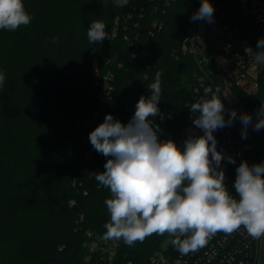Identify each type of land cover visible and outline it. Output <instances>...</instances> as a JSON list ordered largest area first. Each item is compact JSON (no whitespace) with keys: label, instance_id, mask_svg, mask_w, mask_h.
<instances>
[{"label":"trees","instance_id":"trees-1","mask_svg":"<svg viewBox=\"0 0 264 264\" xmlns=\"http://www.w3.org/2000/svg\"><path fill=\"white\" fill-rule=\"evenodd\" d=\"M23 3L33 17L30 24L0 29V72L6 77L0 86V264H89L87 232H106L110 216L104 201L111 196L95 180L108 158L94 150L89 133L107 114L127 124L160 72V114L150 119L159 125L161 141L184 142L199 71L193 56L178 53L191 0H129L123 7L114 0ZM211 3L214 16L238 28L255 49L264 30L237 0ZM94 20L105 23L110 40L88 42L87 28ZM109 71L114 76L106 95L103 83ZM260 81L258 94L247 99L253 110L264 104V73ZM14 98L27 99L29 109L13 133ZM232 125L242 132L238 117ZM220 130L214 132L217 150L227 157L228 149L217 137ZM253 132L255 155L264 158V129ZM26 134L31 148L22 145ZM54 140L49 153H39ZM42 153L46 161L40 162ZM172 239L168 233L153 234L131 246L119 239L113 264H149Z\"/></svg>","mask_w":264,"mask_h":264},{"label":"clouds","instance_id":"clouds-1","mask_svg":"<svg viewBox=\"0 0 264 264\" xmlns=\"http://www.w3.org/2000/svg\"><path fill=\"white\" fill-rule=\"evenodd\" d=\"M129 0H114L123 7ZM211 0H201L192 21L213 22ZM32 16L23 0H0V29L15 31L29 25ZM100 20L90 22L87 39L101 43L111 37ZM244 51L257 65H264V38L256 47L245 46ZM161 73L149 84V95L141 96L135 112L127 124L107 114L104 121L89 133L94 150L107 157L104 171L95 180L110 190L105 199L109 222L104 225L103 238L123 239L131 246L153 234L168 233L171 243L181 254L195 252L206 245L217 232L231 234L243 227L253 239L264 236V162L249 165L242 160L236 168L235 192L225 185L221 162L235 164L232 156L225 157L217 150L214 132L230 127L237 118L232 109L225 118V106L218 97L219 88L204 89L203 95L189 105L195 129L203 135L190 133L183 149L176 142L159 139V125L153 119L160 114ZM6 77L0 72V86ZM210 97V98H209ZM252 116L242 113V137L251 125L253 131L264 129V104Z\"/></svg>","mask_w":264,"mask_h":264},{"label":"built area","instance_id":"built-area-1","mask_svg":"<svg viewBox=\"0 0 264 264\" xmlns=\"http://www.w3.org/2000/svg\"><path fill=\"white\" fill-rule=\"evenodd\" d=\"M237 2L240 9L253 19L255 25L264 30V0H237ZM200 3L201 0H191L190 22L178 51L183 56H193L199 69L194 75L196 85L192 93V103L203 95L205 88L211 87L213 91L219 88L217 95L225 106L226 119L228 112L235 109L238 118L242 113H248L255 122L259 111L257 108H261V105H256L253 110L247 99L258 94L264 65H257L246 55L245 46H252L243 38L238 28L223 24L215 16L212 23L203 20L192 21L191 16L199 9ZM142 55L144 56V53ZM113 76L114 74L109 71L103 83L106 95H109L112 89L109 81ZM98 115L99 113L95 114L97 117ZM195 115L198 113H190L188 108L185 138L190 133L203 135L202 130L193 126L192 119ZM160 117L164 120L163 115ZM167 119L172 120L173 117L168 116ZM239 125L242 130L240 119ZM217 137L228 149L229 156L236 160L235 164H231L225 158L221 162V168L225 173V185L233 196H237L234 180L240 162L246 160L251 166L264 162V158L255 155L256 138L251 125L245 137L235 131L233 125L221 129ZM177 146L183 149L184 142H180ZM72 204L74 205L75 202L72 201ZM87 235L91 238V246L85 257L86 261L89 264H113L119 248L118 240H105L104 234L97 235L92 232H87ZM263 254L264 236L253 239L241 227L231 234L217 232L205 246L187 254H181L170 242L149 259V264H261Z\"/></svg>","mask_w":264,"mask_h":264},{"label":"rangeland","instance_id":"rangeland-1","mask_svg":"<svg viewBox=\"0 0 264 264\" xmlns=\"http://www.w3.org/2000/svg\"><path fill=\"white\" fill-rule=\"evenodd\" d=\"M15 100H16V102H15ZM25 99H16V98H14L12 101H14L15 103L13 104V102H12V107H11V112H10V123H11V125H12V132L14 133L15 132V129H21V127L23 126L21 123L23 122V119H22V117L23 116H26V113H25V111L27 110L28 111V107H27V105H26V102L28 101L27 99L24 101ZM27 117H28V115H27ZM28 121V120H27ZM28 124L26 123V126H27ZM26 126H24L25 128H26ZM23 127V128H24ZM20 133V132H19ZM17 135V134H16ZM19 137H23V136H21V133H20V135H18ZM26 140H25V144H24V142L22 143V145H23V147L25 146V148H31V146H33V144L31 143V141H30V137H28L27 136V134H26ZM25 139V138H24ZM13 140V139H12ZM13 142L16 144V142H15V139L13 140ZM28 143L29 144H31V145H28ZM45 145H46V143H45ZM42 146V145H41ZM56 146V140H54V143L52 144V147H50L49 145H47V147H43L42 149H41V151H40V148H39V153L41 154V152H46V153H49V150L51 151L52 150V148L53 147H55ZM14 148H18L17 146L16 147H14ZM38 151V150H37ZM38 153V154H39ZM45 153V154H46ZM36 154H37V152H36ZM41 156V155H40ZM41 159H44V157H43V153H42V156L41 157H38L37 158V160H39L40 162H41ZM45 161H46V157H45V159H44ZM261 264H264V254H263V258H262V262H261Z\"/></svg>","mask_w":264,"mask_h":264},{"label":"water","instance_id":"water-1","mask_svg":"<svg viewBox=\"0 0 264 264\" xmlns=\"http://www.w3.org/2000/svg\"><path fill=\"white\" fill-rule=\"evenodd\" d=\"M257 110H260V108H257Z\"/></svg>","mask_w":264,"mask_h":264}]
</instances>
